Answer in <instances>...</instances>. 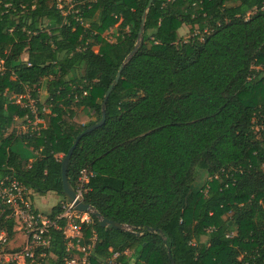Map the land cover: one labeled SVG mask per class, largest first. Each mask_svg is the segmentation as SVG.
Segmentation results:
<instances>
[{
    "label": "trees",
    "instance_id": "1",
    "mask_svg": "<svg viewBox=\"0 0 264 264\" xmlns=\"http://www.w3.org/2000/svg\"><path fill=\"white\" fill-rule=\"evenodd\" d=\"M57 1L0 0V182L12 177L65 200L61 162L101 120L104 95L135 49L104 123L79 140L67 166L72 189L82 170L93 174L82 203L124 226L103 228L90 215L82 232L87 243L96 236L91 264L113 253L117 264H171L167 249L174 264H264V12L244 20L264 0H152L149 8V0H71L67 22ZM117 24L123 32L110 42L105 33ZM186 26L190 35L210 32L183 41ZM42 84L46 125L6 135L17 119H33L16 98L38 99ZM83 109L95 120L75 123ZM13 142L36 158L19 162ZM200 171L209 180L198 188ZM60 212L61 204L50 215ZM64 226L52 231L43 264H65Z\"/></svg>",
    "mask_w": 264,
    "mask_h": 264
},
{
    "label": "built area",
    "instance_id": "2",
    "mask_svg": "<svg viewBox=\"0 0 264 264\" xmlns=\"http://www.w3.org/2000/svg\"><path fill=\"white\" fill-rule=\"evenodd\" d=\"M64 22L70 14L76 13L73 10L74 3L71 0H58L56 4ZM257 11L264 12V4L260 8H252L246 13L244 20H248ZM82 24V20H78ZM209 29L202 32L195 29L192 37L203 40L204 35L209 34ZM118 36V35H117ZM111 42V41H110ZM2 61H0V66ZM28 66H30L28 64ZM1 70V67H0ZM264 70V66H263ZM39 90V89H38ZM37 90V94H38ZM85 94V93H84ZM23 99L26 102H23ZM29 92L19 96L15 104L28 109L33 116L29 119L24 117L23 124L25 131L35 132L46 124L43 118L38 116L37 102ZM44 113V109L42 110ZM262 126H256L255 130H262ZM93 177L89 171L82 170L79 174L74 192V200L68 202L66 199L61 204V212L54 217L44 215L34 207V193L21 185L16 179L6 177L0 182V264H43V258L51 257L49 253L52 245L51 233L53 230H60L58 221H65L61 229L62 236L66 241L65 264H91V257L95 249L96 236L93 235L89 242L84 241L82 225L91 224L90 214L79 211L76 202L82 203L83 195L88 190V183ZM11 225L12 235L8 234V225ZM117 253H113L104 264H117Z\"/></svg>",
    "mask_w": 264,
    "mask_h": 264
},
{
    "label": "rangeland",
    "instance_id": "3",
    "mask_svg": "<svg viewBox=\"0 0 264 264\" xmlns=\"http://www.w3.org/2000/svg\"><path fill=\"white\" fill-rule=\"evenodd\" d=\"M188 26H186L185 28H181L178 31V35L181 38V40L183 41H188L190 39V37H192V35H190L188 33ZM123 32V29H120V27H118V24L116 26H114L111 30H109L107 33H105V37H107L108 41L113 42L115 37L117 35H120V33ZM94 51H96V48H94ZM264 73V71H263ZM38 99L40 101V103H45V99L47 97V93L45 90V85L42 84L40 88H38ZM44 115H49V109L48 106L44 104ZM95 120V116L92 114L91 111H89L88 109H83V110H76V116L74 118V122L78 123V124H86L90 121H94ZM21 120H16L15 123L11 126V128L8 130V132L6 133V135H8V133H11L12 131L16 134V135H21L23 133H25V128L23 126V122H21ZM209 180L208 175L206 174V172L200 171L198 173V176L195 180V187H201L203 185H205L206 181ZM34 206L43 214L48 213L53 207L54 205H59V204H63L65 200H63V198L61 196H58L57 194L54 193H48L46 196L43 197H38V195L34 194ZM59 199V200H58ZM58 200V202H57ZM57 202V203H56ZM202 241H205V239L203 238Z\"/></svg>",
    "mask_w": 264,
    "mask_h": 264
},
{
    "label": "water",
    "instance_id": "4",
    "mask_svg": "<svg viewBox=\"0 0 264 264\" xmlns=\"http://www.w3.org/2000/svg\"><path fill=\"white\" fill-rule=\"evenodd\" d=\"M152 3V0H149L148 2V7H150ZM145 16H146V12L144 13L143 15V18H142V23H141V27H140V30L138 32V38H139V42L141 40V37H142V33H143V27H144V20H145ZM135 53V49L130 53V55L125 59L123 65L130 59V57ZM122 65V67H123ZM121 67V68H122ZM121 68L120 70L118 71L116 77H115V80H114V83L110 86V88L108 89V91L106 92V94L104 95V98H103V101H102V105H101V111H102V116H101V120L93 125L92 127H89L87 128L83 133H81L75 140L74 144L72 145V147L69 149V151L66 153V155L64 156L62 162H61V180H62V193H63V196L64 198L68 201V202H71L74 200V192H73V189L70 187L69 183H68V179H67V166H68V163L70 161V158L72 156V153L74 151V149L76 148L79 140L86 134L92 132L94 129L100 127L104 121H105V104H106V101H107V98L110 94V92L112 91L114 85L118 82L119 78H120V71H121ZM76 208L79 210V211H82V212H86V213H89L90 215H92L93 217H95L98 221H99V224L101 227L103 228H106V227H111L113 229H117V230H121V229H124V226L122 224H119V223H115V222H112V221H109L107 219H104L101 217V215L96 212L94 210L93 207L89 206V205H86V204H83L81 202H76ZM150 232H153V230H149ZM167 256H168V259L170 261L171 264H174L172 258H171V254H170V251L169 249H167Z\"/></svg>",
    "mask_w": 264,
    "mask_h": 264
},
{
    "label": "crops",
    "instance_id": "5",
    "mask_svg": "<svg viewBox=\"0 0 264 264\" xmlns=\"http://www.w3.org/2000/svg\"><path fill=\"white\" fill-rule=\"evenodd\" d=\"M22 122V121H21ZM9 134V133H8ZM10 152L14 155V157L19 161V162H25V161H32L36 158V153H34L31 149L26 148L22 143L20 142H13L11 147H10ZM46 196V195H45ZM38 197H43V196H38ZM34 200V199H33ZM59 200V199H58ZM57 200V202H58ZM34 202V201H33ZM56 202V203H57ZM55 206V205H54ZM35 207V206H34ZM36 208V207H35ZM36 210H38L36 208ZM39 211V210H38ZM52 209L44 214V215H50ZM40 212V211H39ZM42 213V212H40ZM43 214V213H42Z\"/></svg>",
    "mask_w": 264,
    "mask_h": 264
}]
</instances>
